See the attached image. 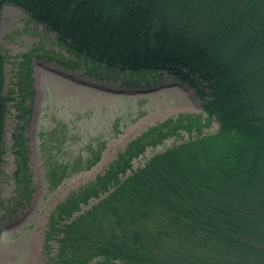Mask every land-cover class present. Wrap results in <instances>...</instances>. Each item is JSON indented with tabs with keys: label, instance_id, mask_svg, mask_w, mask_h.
Masks as SVG:
<instances>
[{
	"label": "trees",
	"instance_id": "obj_1",
	"mask_svg": "<svg viewBox=\"0 0 264 264\" xmlns=\"http://www.w3.org/2000/svg\"><path fill=\"white\" fill-rule=\"evenodd\" d=\"M6 2L93 62L98 77L139 75L152 84L172 75L194 89L207 114L148 127L58 203L43 264H264V0H0V19ZM22 57L5 91L0 44V183L11 106L15 207L35 193L26 129L36 89L31 57ZM214 118L218 132L205 134ZM182 131L186 139L134 168L148 147ZM57 137L58 148L44 144L42 155L51 188L92 168L106 148L90 143L79 160L54 162L50 149L67 140Z\"/></svg>",
	"mask_w": 264,
	"mask_h": 264
},
{
	"label": "rangeland",
	"instance_id": "obj_2",
	"mask_svg": "<svg viewBox=\"0 0 264 264\" xmlns=\"http://www.w3.org/2000/svg\"><path fill=\"white\" fill-rule=\"evenodd\" d=\"M0 44L7 56L5 91L11 86L25 53L31 57L36 89L26 129L35 193L30 202L17 207L13 205L15 184L12 177L15 109L10 106L6 116V154L0 183V264H43L48 217L58 203L95 179L133 138L148 127L184 112L202 114L204 120L207 114L204 102L196 96L194 89L172 75L157 77L159 79L152 84L140 81L139 75L123 74L116 81L98 77L93 62L70 52L44 23L14 3L3 5ZM126 78L138 83L129 84ZM169 94L191 97L198 110L183 107ZM219 128L220 123L214 118L204 127V133L214 134ZM58 134L67 140L59 151L50 149L54 162L79 160L87 155L90 143L104 141L106 148L92 168L80 170L64 179L58 187L51 188L43 163V147L48 144L58 148ZM187 137L186 131H182L180 137H169L157 146L148 147L134 160V168L143 166L155 154ZM53 141L56 142L51 143Z\"/></svg>",
	"mask_w": 264,
	"mask_h": 264
},
{
	"label": "bare ground",
	"instance_id": "obj_3",
	"mask_svg": "<svg viewBox=\"0 0 264 264\" xmlns=\"http://www.w3.org/2000/svg\"><path fill=\"white\" fill-rule=\"evenodd\" d=\"M172 88V87H170ZM168 89V88H167ZM171 95L174 100L178 101L179 103H181L183 105V107L189 109V110H193V111H196L198 110V107H197V104H196V101L194 99H192L191 97H185L184 94H169ZM187 99V100H186ZM186 100V101H185Z\"/></svg>",
	"mask_w": 264,
	"mask_h": 264
}]
</instances>
